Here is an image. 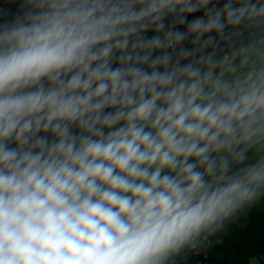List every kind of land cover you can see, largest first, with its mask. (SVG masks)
Instances as JSON below:
<instances>
[{"label": "clouds", "instance_id": "obj_1", "mask_svg": "<svg viewBox=\"0 0 264 264\" xmlns=\"http://www.w3.org/2000/svg\"><path fill=\"white\" fill-rule=\"evenodd\" d=\"M98 39L60 19L21 26L0 37L5 46L0 51V139L14 131L19 138L42 121L47 128L54 118L83 114L87 98L65 99V92L80 86L79 76L55 91L21 92L45 77L56 81L62 69L82 63ZM149 107L139 113L146 114ZM181 107L177 103L176 111ZM236 107L193 108L174 126L204 138ZM189 115L195 124L186 122ZM161 137L157 142L129 127L107 143L85 140L75 151L72 143L61 142L54 151L67 160L58 166L39 164V156L27 155L14 164L16 153L0 148V165L11 170H0V264H158L211 215L215 204L211 199L207 206L193 202L190 193L198 175L187 187L161 177L163 166H174L166 146L176 154L185 151L172 128L162 129Z\"/></svg>", "mask_w": 264, "mask_h": 264}, {"label": "trees", "instance_id": "obj_2", "mask_svg": "<svg viewBox=\"0 0 264 264\" xmlns=\"http://www.w3.org/2000/svg\"><path fill=\"white\" fill-rule=\"evenodd\" d=\"M257 1L239 0V7L228 0H143L131 16L121 21L120 33L112 48L93 42L83 62L62 69L56 81L45 77L39 84L22 90V94L40 88L55 91L79 76L80 86L65 92V99L87 98V105L81 106L83 114L78 113L75 118L58 117L48 122L47 128L43 126L45 121L32 128V140L17 162L27 155L30 159L39 156L38 163L42 165L64 163L67 157L63 152L54 151L62 132L78 137L72 143L74 151L80 149L85 140L107 143L111 131L116 128V117L126 105L123 131L134 127L158 142L162 138V129L172 128L185 149L180 154L170 151L174 166H163L161 177L168 176L181 187H187L192 183L191 177L198 175L199 180L190 193L193 202L203 201L207 206L210 199L215 201L211 215L184 238H191L198 251L188 254V264H250L254 256L259 258V264H264V114L261 112L264 101L250 86L249 73L240 68L243 62L248 63L260 32L249 36L243 20L233 19L234 13L247 6L255 9L264 22V0H260L262 5ZM33 16L34 10L28 0H0V37L21 26H31ZM201 16L205 20L199 23L197 19ZM209 17L211 21H208ZM39 20L37 24H40ZM147 24L153 25L155 32L170 34L172 27L177 46L183 48L190 60L197 61L200 72L207 73L206 90L204 94H197L195 106L182 104L170 95L168 79L147 82L144 66L150 60L153 62L151 67L154 66L157 59L155 48L143 43ZM4 47L0 44V51ZM225 53L242 56V59L235 64H225L222 61ZM133 58L141 67L139 74L135 71ZM227 80L236 89L232 99L221 95L222 85ZM261 82L264 84V75ZM101 93L105 109L114 114V119L112 123L104 120L97 130L91 131V110L84 112L83 108L91 109V101ZM214 100L220 101V107L237 106L234 114L222 117L226 127L219 144L212 138L191 135L174 126L181 115L191 113L193 108L218 110L220 107L212 105ZM177 103L182 106L179 112L176 111ZM146 105L150 106L146 114H140L139 109ZM133 113L137 115L133 116ZM169 115L171 119L167 118ZM186 122L195 124L196 119L189 115ZM28 135L29 132L18 138L14 131L0 139V148L17 154L28 142ZM192 145L195 147L188 152ZM28 162L21 163L20 168L26 167ZM158 166L159 162L151 165L149 172H155ZM5 172L10 174L11 170ZM201 181L205 183L200 184ZM159 261L186 264L184 253L177 246Z\"/></svg>", "mask_w": 264, "mask_h": 264}, {"label": "built area", "instance_id": "obj_3", "mask_svg": "<svg viewBox=\"0 0 264 264\" xmlns=\"http://www.w3.org/2000/svg\"><path fill=\"white\" fill-rule=\"evenodd\" d=\"M143 0H31L33 6L37 11V20L39 23H42L46 20L60 19L70 23H76L80 29H87V33L98 37L99 39L95 44L104 46L105 48H112L115 43V38L120 33L121 21L129 16H131L135 11L136 7L141 4ZM230 4H239V0H228ZM258 5H262L260 0L257 1ZM233 19L243 20L247 28V33L249 36L255 34L256 31L260 32V28L264 26L258 13L253 8L244 7L240 12L233 14ZM205 20V17L201 16L197 19V22H202ZM208 21H211V18H208ZM171 36L168 41L169 54L175 53L178 48V40L174 34L173 28L171 27ZM178 47V48H177ZM215 48V45L211 46ZM242 56L234 57L230 53H225L222 56V61L225 64H235L240 62ZM199 62L201 60H198ZM132 63L135 67V71L139 74L141 72V67L138 65V62L135 58L132 59ZM240 68L244 71L250 73H256L260 76V81L264 75V34L260 33L256 44L252 50L250 59L248 63H242ZM167 71L166 66H157L154 65L151 67V74L160 77L165 74ZM199 68L197 66V61L189 59V56L184 53L183 65H182V75L190 76H199ZM122 77L119 78L122 81ZM174 79V80H173ZM175 84L178 83L179 78L169 79V82ZM206 88L205 86L197 88L187 93L186 96L181 95L180 93H175L173 96L176 97V100L182 104H187L190 106H195L197 101V94H204ZM236 89L230 83V81H225L222 85L221 95L224 98L232 99L234 98ZM99 105V107H97ZM214 107H220V101L214 100ZM91 124L89 129L95 131L99 128L100 124L104 120H113L114 114L112 112H107L104 106L103 93L99 94L96 100L91 101ZM120 112L123 114L124 118L127 117L126 105H124ZM203 126H207L205 123ZM225 123L223 122L220 126H213L210 128L207 137L212 138L215 136L214 141L219 144L221 137L225 132ZM155 136L159 138V134L155 133ZM78 139L77 136H71L69 134L61 135L57 140V146L64 142L74 143ZM162 138L158 139L160 142ZM166 150L171 151L168 146ZM229 168V166H227ZM204 181H201L200 184H204ZM177 247L182 249L184 253V260L186 264L189 263L190 252L197 254L195 249V244L192 239H182L176 243ZM158 264H168L163 263L158 260Z\"/></svg>", "mask_w": 264, "mask_h": 264}, {"label": "rangeland", "instance_id": "obj_4", "mask_svg": "<svg viewBox=\"0 0 264 264\" xmlns=\"http://www.w3.org/2000/svg\"><path fill=\"white\" fill-rule=\"evenodd\" d=\"M171 34L169 32H155L154 26L151 24H147L145 26V31L143 35V43L146 47H153L156 50L157 59L155 61V65L157 66H166L167 71L160 77H156L151 74V65L153 62L150 60L144 66L143 72L146 75L147 82L156 83L160 82L163 79H172L179 78L177 84L173 82H169L167 91L170 95H174L175 93H180L183 96H186L188 92L192 90H196L197 88H201L204 86L207 80L206 72H199V76H190V75H182V65L184 58V50L183 48H178L175 53L169 54L168 41ZM187 55V54H186ZM237 57V56H234ZM168 58V61L165 62L164 59ZM174 80V79H173ZM247 80L253 90L260 94V98L264 101V84L260 81L259 74L250 73L247 76ZM261 112L264 114V105L261 108ZM119 119L116 123V128H121L124 116L121 113L119 115ZM29 135L27 136V140ZM260 260L258 257L254 256L250 259V264H259Z\"/></svg>", "mask_w": 264, "mask_h": 264}, {"label": "water", "instance_id": "obj_5", "mask_svg": "<svg viewBox=\"0 0 264 264\" xmlns=\"http://www.w3.org/2000/svg\"><path fill=\"white\" fill-rule=\"evenodd\" d=\"M28 2L31 4V6L33 7V10H34V16H33V22H32V25H36L37 24V11H36V8L33 6L31 0H28ZM240 3H239V7H240ZM260 33L264 34V26H262L260 28ZM22 94V92H21ZM29 132V139H28V142L26 143L25 147L16 154L15 156V159L13 160L12 163H17V161L23 156V154L25 153L26 149L28 148L31 140H32V132H31V129L28 131ZM122 132V129L121 128H115L111 131V134H110V137H109V140L110 138H116L117 134L118 133H121ZM108 140V142H109ZM0 170H3L5 171L6 169L3 168V166H0Z\"/></svg>", "mask_w": 264, "mask_h": 264}]
</instances>
